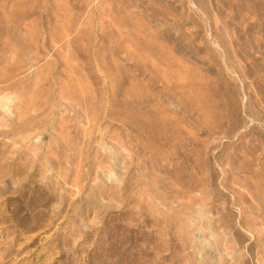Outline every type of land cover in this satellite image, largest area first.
I'll list each match as a JSON object with an SVG mask.
<instances>
[{
	"label": "rangeland",
	"instance_id": "1",
	"mask_svg": "<svg viewBox=\"0 0 264 264\" xmlns=\"http://www.w3.org/2000/svg\"><path fill=\"white\" fill-rule=\"evenodd\" d=\"M0 264H264V0H0Z\"/></svg>",
	"mask_w": 264,
	"mask_h": 264
}]
</instances>
